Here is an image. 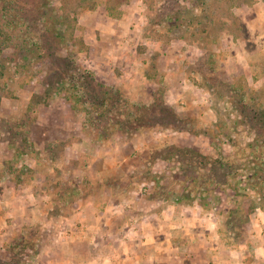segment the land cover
<instances>
[{
  "label": "rangeland",
  "instance_id": "374dc122",
  "mask_svg": "<svg viewBox=\"0 0 264 264\" xmlns=\"http://www.w3.org/2000/svg\"><path fill=\"white\" fill-rule=\"evenodd\" d=\"M51 2L52 31L26 14L54 45L18 47L0 87V264L84 230L68 222L98 192L123 222L195 208L229 248L219 264H264V0Z\"/></svg>",
  "mask_w": 264,
  "mask_h": 264
},
{
  "label": "crops",
  "instance_id": "0c3cea01",
  "mask_svg": "<svg viewBox=\"0 0 264 264\" xmlns=\"http://www.w3.org/2000/svg\"><path fill=\"white\" fill-rule=\"evenodd\" d=\"M99 194L93 196L94 201L89 198V202L82 205L86 216L72 218L68 222L73 225L80 221L87 231H74L67 223L70 227L65 233L64 230L59 233L53 243L42 251L37 264H198L202 256L207 257L208 264H217L231 259L228 246L213 239L216 230L210 227L207 230L208 226L203 228L206 226L203 223L200 226V213L195 208L196 216L190 214L189 206L184 205L178 211L176 206L165 207L156 215L127 213L131 214L128 220L126 218L131 226L146 223L142 224V229L135 228L126 235L122 225L126 220L123 222L117 209L120 208V200L116 197L103 198ZM30 203L26 202L27 205ZM106 240L113 241L111 247L105 246ZM170 242L173 244L170 245ZM176 244L179 246L176 247ZM171 249L175 253L169 252Z\"/></svg>",
  "mask_w": 264,
  "mask_h": 264
},
{
  "label": "trees",
  "instance_id": "16d2710c",
  "mask_svg": "<svg viewBox=\"0 0 264 264\" xmlns=\"http://www.w3.org/2000/svg\"><path fill=\"white\" fill-rule=\"evenodd\" d=\"M33 2L34 4H32ZM40 0H5V5L3 7H0V56L3 54L5 55V63L1 60L0 57V87L2 84V79L6 74V70L10 67L8 64L9 58L12 57L15 58V56H12L11 54H14L19 49L24 50V52L28 51L29 53H32V56H29L31 59L38 58V53H40L39 56L42 55V51L45 52V49H47V44H49V48H51L54 45V42L50 40V38H46L45 35L41 36L40 33L30 35L32 32H36V28H34L31 24H29V14H26V12H31L32 9L35 10V23L39 25V29L48 32V30L52 31L53 24L54 23V17H53V10L50 8L52 5L51 0H42L41 4ZM40 6L38 9L36 7ZM35 6V7H34ZM34 7V8H31ZM52 18V19H51ZM53 20V23L51 22ZM56 31V29H55ZM57 32V31H56ZM17 39V40H15ZM47 39L48 42L45 40ZM47 44H46V42ZM13 41V42H12ZM14 43L15 46H13V52L12 53H5L4 47L11 45ZM15 55V54H14ZM25 56L29 55L28 53L24 54ZM20 65L17 64L16 67H19ZM3 94L0 91V100L2 98ZM178 150H181V148H177ZM190 153H196L198 154V150L195 149H187ZM183 159V160H182ZM181 161V167L185 170L187 167H193V163H186V159L182 156ZM255 168L254 174L257 176L260 175V171L264 170V166L262 164L258 165L257 163L253 166ZM187 178H191V183H197L198 179L195 176V174H189L186 176ZM190 180L188 179V182ZM199 182V181H198ZM254 183V182H253ZM257 183L255 182L252 186L253 189L257 188ZM187 187V186H186ZM211 191V189H207ZM173 191V190H172ZM177 199H181V196H177ZM210 201H205L203 205L208 206Z\"/></svg>",
  "mask_w": 264,
  "mask_h": 264
}]
</instances>
